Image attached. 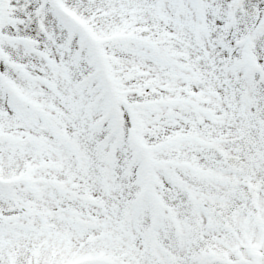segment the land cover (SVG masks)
<instances>
[{"label": "snow or ice", "instance_id": "1", "mask_svg": "<svg viewBox=\"0 0 264 264\" xmlns=\"http://www.w3.org/2000/svg\"><path fill=\"white\" fill-rule=\"evenodd\" d=\"M0 264H264V0H0Z\"/></svg>", "mask_w": 264, "mask_h": 264}]
</instances>
